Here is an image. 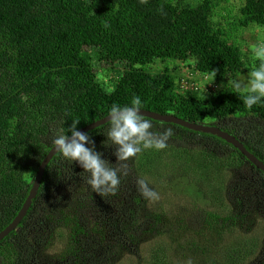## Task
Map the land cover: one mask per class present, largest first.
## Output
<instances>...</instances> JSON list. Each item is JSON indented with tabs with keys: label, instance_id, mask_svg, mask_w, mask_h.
Returning a JSON list of instances; mask_svg holds the SVG:
<instances>
[{
	"label": "trees",
	"instance_id": "16d2710c",
	"mask_svg": "<svg viewBox=\"0 0 264 264\" xmlns=\"http://www.w3.org/2000/svg\"><path fill=\"white\" fill-rule=\"evenodd\" d=\"M228 1L0 0V232L26 201L58 130L74 119L79 130L107 116L113 104H129L133 95L143 109L220 127L264 162V104L247 109L242 93L227 83L259 61L226 32L229 24L236 30L264 27V0H243L237 17L223 15L229 4L221 3ZM90 55L129 64L110 92ZM157 59L160 71L144 68ZM181 63L206 84L193 72L176 76ZM145 118L154 131L171 127L174 135L165 149L143 150L127 161H117L108 123L86 132L112 167L128 173L116 195L101 197L87 183L90 173L54 155L27 215L0 241V264H116L123 252L135 254L145 243L150 252L144 264H246L252 258L258 264L264 258V243L254 234L239 230L233 241L228 238L251 215L264 218V172L217 135ZM173 168L197 187L187 183L185 195H200L202 205L170 217L164 211L173 203L169 196L160 204L165 216L142 215L147 199L137 179H164ZM70 192V216H56ZM69 221L61 254L42 257L57 243L54 230Z\"/></svg>",
	"mask_w": 264,
	"mask_h": 264
},
{
	"label": "clouds",
	"instance_id": "9594fccd",
	"mask_svg": "<svg viewBox=\"0 0 264 264\" xmlns=\"http://www.w3.org/2000/svg\"><path fill=\"white\" fill-rule=\"evenodd\" d=\"M253 53L254 59L259 61L258 66H254L245 80L233 79L231 82L233 89L242 93V103L249 110L255 105L264 104V44L253 46ZM215 76L214 72L213 77ZM143 107L141 97L133 95L129 104H113L108 110L107 140L116 146L114 154L117 161H127L147 149L163 150L174 135L171 127L163 132L154 131L152 121L146 119L141 111ZM79 123V119H74L70 128L61 127L52 140L53 149L63 159L78 164L84 172L90 173L87 183L94 192L101 197L116 195L121 175L126 176L127 171L112 167V164L103 158V153L96 150L89 134L77 130ZM103 146L107 147L108 144L103 141ZM137 185L145 199L159 200V194L149 187V182L145 179L138 178ZM187 264H192V261H187Z\"/></svg>",
	"mask_w": 264,
	"mask_h": 264
},
{
	"label": "rangeland",
	"instance_id": "374dc122",
	"mask_svg": "<svg viewBox=\"0 0 264 264\" xmlns=\"http://www.w3.org/2000/svg\"><path fill=\"white\" fill-rule=\"evenodd\" d=\"M224 5H228L225 7V10L221 8L222 12L224 13L223 14L224 16L229 14L230 16L237 17L235 14L239 11V6L243 5V0L242 1L230 0L228 2H222L221 6H224ZM226 28H227L226 29L227 35L228 36L234 35L232 39L245 52L251 53L253 52V46L264 44V27L262 26H259L257 24H251L247 28H239L238 30H236L235 27L229 24L228 27ZM228 29H231L232 31L229 32ZM167 63L170 64V66H174L178 64V61L168 60ZM188 63L191 64L192 61L190 60L188 61ZM188 63H184V68H183V64L181 63L180 69L175 71L176 76L180 77L181 75L190 74L191 72H193V74L191 75L194 78H197L200 80L201 83L206 84L207 80L203 78L202 74L200 72H196L192 67L189 68ZM91 64L93 68L95 69V71L97 72L98 80L105 86L108 92L113 90L115 82L118 80V78H120L123 72L129 68V64L127 62L115 61V62L102 63V61H99L95 56H91ZM144 68L155 73V72L160 71L163 68V64L161 63L160 59H157L156 62L148 64ZM248 73L249 72L241 74L235 77V79L245 80L247 78ZM231 82H232V78H229L227 80V83L230 84ZM203 121L204 123H208L209 119H204ZM166 171L167 170H162L161 173L164 174ZM146 177H147L146 178L147 182H149V187L153 188L159 194L160 198L159 200H156V201H151L147 199L146 204L144 206L145 210L143 211L142 215H146V214H149L151 212L153 213L154 211H156L165 216V214L160 210L161 208L160 204L165 200V198L169 196L171 197L173 203L171 207L166 206L164 211L166 215L170 217H172L173 214L176 215L180 213L185 208H188L189 210L196 208V206L194 205L196 203H198L199 205H202L203 203V200L200 197V195H198V198L196 199L189 198L188 196L185 195L184 191H186V189L189 188L187 185L189 180H185L181 176V174L177 172L176 168H173L172 170H168V173L164 179L155 177L156 179L155 180L153 176H146ZM190 185H192L194 189L197 188L193 184H190ZM73 197H74V194L70 192L68 198H65L63 202L59 204L60 211L56 212V216H58V214H62V215L66 214L70 216L69 212H72L71 206L74 205V203L73 204L71 203V199ZM172 210L175 211L176 213L171 212ZM175 215L173 217H175ZM94 217L95 215L93 214V218ZM249 218L250 219H248V221L242 223L240 226H238L236 230H234L236 232H231L229 234L228 238L230 239L229 240L230 242L233 241V239L237 236L236 235L237 231L239 232V230H242L244 231V234H249V235L254 234L257 239L259 238L264 243V218L263 216L254 214V215H251ZM70 225H72L71 221H69L66 224V226H63L62 224H60L54 230V235H55L57 243L56 244L51 243L46 248H44L41 254L42 257H44L45 259H50V260L57 259V257L63 251V248H64L63 241L67 240V236H68L67 228L71 229ZM95 225L96 224L93 223L91 224V227ZM249 242L251 241L249 240ZM59 243H62V244H59ZM262 250H263V247H262ZM149 252L150 250L148 251V245L147 243H145L143 245H140L138 250L134 251L135 254H131L128 251L123 252V254L117 260L116 264H127L128 260H130L129 263L144 264L146 260L149 258ZM246 252L247 250H244L243 254H245ZM257 260H258L257 258H252L248 260L246 264H254ZM260 260L261 261L258 264H263L264 258L262 257Z\"/></svg>",
	"mask_w": 264,
	"mask_h": 264
},
{
	"label": "water",
	"instance_id": "95a60500",
	"mask_svg": "<svg viewBox=\"0 0 264 264\" xmlns=\"http://www.w3.org/2000/svg\"><path fill=\"white\" fill-rule=\"evenodd\" d=\"M145 116L151 117L153 119L165 121V122H173L177 123L179 125H182L184 127L196 130V131H201L205 133H211L214 135H217L226 141L232 143L236 148H238L258 169L262 170L264 172V162L257 158L253 153H251L244 145V143L239 140L236 136L230 134L229 132L221 129L220 127L216 125H207L203 123H196V122H191L189 120H185L181 117H178L174 114H161L152 110L148 109H142L141 110ZM107 123V116L96 120L85 127L79 129L81 132H88L100 125H103ZM55 149L53 147L50 149L48 154L44 157L42 160L41 164L38 167V170L36 172L33 185L30 189L29 195L24 202L23 206L21 207L20 211L16 215V217L13 219V221L4 229L0 232V241L5 238L10 232H12L14 229L18 227L20 222L23 220V218L27 215L28 210L32 206L35 198L37 197L41 181L44 177L47 165L51 161V159L56 155Z\"/></svg>",
	"mask_w": 264,
	"mask_h": 264
},
{
	"label": "built area",
	"instance_id": "2783aa9c",
	"mask_svg": "<svg viewBox=\"0 0 264 264\" xmlns=\"http://www.w3.org/2000/svg\"><path fill=\"white\" fill-rule=\"evenodd\" d=\"M184 84H186V82L184 81Z\"/></svg>",
	"mask_w": 264,
	"mask_h": 264
}]
</instances>
